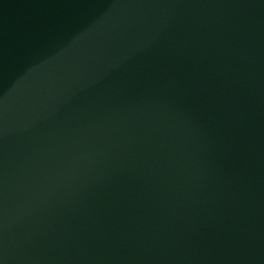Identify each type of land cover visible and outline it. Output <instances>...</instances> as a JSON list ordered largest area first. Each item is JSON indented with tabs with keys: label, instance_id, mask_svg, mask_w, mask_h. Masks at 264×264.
Wrapping results in <instances>:
<instances>
[{
	"label": "water",
	"instance_id": "water-1",
	"mask_svg": "<svg viewBox=\"0 0 264 264\" xmlns=\"http://www.w3.org/2000/svg\"><path fill=\"white\" fill-rule=\"evenodd\" d=\"M0 264H264V0H0Z\"/></svg>",
	"mask_w": 264,
	"mask_h": 264
}]
</instances>
